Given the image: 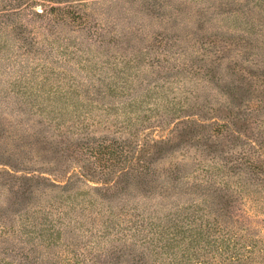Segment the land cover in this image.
<instances>
[{
	"label": "rangeland",
	"instance_id": "obj_1",
	"mask_svg": "<svg viewBox=\"0 0 264 264\" xmlns=\"http://www.w3.org/2000/svg\"><path fill=\"white\" fill-rule=\"evenodd\" d=\"M25 2L0 0V264H179L165 231L179 226L202 231L183 264H264V0ZM126 73L110 95L105 81ZM147 88L169 110L126 126L122 102ZM179 100L191 111L176 113ZM198 101L205 115L186 118ZM229 113L236 136L217 125ZM103 137L142 149L158 173L178 165L190 186L223 185L227 202L147 194L82 145ZM242 156L262 169L234 171Z\"/></svg>",
	"mask_w": 264,
	"mask_h": 264
},
{
	"label": "trees",
	"instance_id": "obj_2",
	"mask_svg": "<svg viewBox=\"0 0 264 264\" xmlns=\"http://www.w3.org/2000/svg\"><path fill=\"white\" fill-rule=\"evenodd\" d=\"M34 0H26L25 5H33ZM58 12H63V13H70L73 11V8L71 7H59V8H53ZM84 24L85 22H81V24ZM154 40H157L158 44L161 46L163 44L164 37H160V34H156L154 36ZM226 47V46H225ZM188 68L193 71V64L188 63ZM110 80H106L105 83L108 85V90L109 94H113L117 91H119L120 86L122 85H128L132 82V74L126 73L124 74V78L122 81V84L116 80L115 76H109ZM166 83H163L164 88ZM158 86V85H154ZM185 91V90H184ZM152 97V98H151ZM188 96H186L187 98ZM149 100V103L147 106H144V103H146ZM194 97L191 98L190 101L193 100ZM163 96L160 97V94L158 92H153L150 93V88H147V92L137 96L135 98L131 97L128 95L126 100L123 103L124 106L121 108L122 113L124 115V121L126 126L133 125L135 123L134 120H141V119H149L150 116L149 114H146V111H155L159 110L160 107L158 105H163L164 110H169V106H165V102L163 101ZM179 106L175 111L176 113L179 112H188L191 111L193 105L191 103H187L184 105V102L179 100ZM94 100L93 98H90V101L88 104L82 105L83 107L77 108V112H82L84 107H89L90 105H93ZM111 102H107L105 106L102 107H108V106H114L110 105ZM198 108V113H188L186 114V118L188 119H198L202 115H205V113L209 108H207V104L203 102H197L195 104ZM80 109V110H79ZM87 110H84L80 114V118L83 116V120L81 122V128H88L91 126L92 123L96 120V116L92 114L91 112H88ZM107 113H110L108 111ZM169 113V112H168ZM175 113V114H176ZM118 114V112H117ZM231 113L225 115V116H220L222 121L218 122L217 125L219 127V130L223 134H230L233 136H236L238 130L236 128V118L233 116H229ZM119 115V114H118ZM182 119V117H180ZM90 120L92 123H90ZM181 122V121H180ZM238 137V136H237ZM83 147H85L86 151L89 152L94 158H95V163L100 166L102 170H110L114 171L115 168L119 169L120 173L126 174H132L133 176H137L142 178L137 180L136 182L138 184H141L142 186L144 185L148 189H145L146 193L148 194L151 192L152 194L155 193V195H158L162 198H172V196L179 194L181 192L183 193H190V194H195L197 199L203 203L208 202L209 198L208 196L212 194L215 198L220 197L225 202H227V198L225 193H223V190L225 187L223 185H216L215 183H207V181H200L198 176H194V181L192 185L190 186L189 182V175L187 172L182 171L180 167L175 166V169H168L167 173H158L154 167L156 165L155 161L152 158H149L147 155L142 153V149L137 150L132 146L130 142H127L126 140H118V139H108L107 137H103L101 139H95V140H88L83 142ZM241 160V162H239ZM234 171L240 172L237 169H241V165H246L248 168L251 169H257L256 171L262 169L260 167L262 164L259 162H254L248 163V159L245 156L240 157V159H235L234 161ZM120 177V176H119ZM26 178V177H23ZM196 178V179H195ZM123 181V178L121 180H116L113 181L111 184L110 188H115L119 186V184ZM187 185V190H184L183 186ZM207 186V187H206ZM227 186V185H226ZM210 188H213L214 190H210ZM124 189L123 187H118L116 190H122ZM202 208L196 209L197 211L201 210ZM180 209H176V211H179ZM53 223V222H51ZM104 221V225H105ZM151 225V230L153 233H160L161 230L157 228L158 225H156V222L150 221ZM54 224L49 226L48 228H45L46 232H54ZM108 225L105 226V229H107ZM169 228H166L165 231L169 234L167 236L168 240V246L172 249L177 248L178 251H181L179 264H183L185 262V258L192 259V256H190L191 250L190 248L195 247V243H199L201 237L200 235L197 234H202V231L196 228V231L193 233H190L187 235V233L183 230H179L180 226L177 227V229L173 232L170 230L168 231ZM185 243V246L183 247L182 244ZM187 252V253H186Z\"/></svg>",
	"mask_w": 264,
	"mask_h": 264
}]
</instances>
